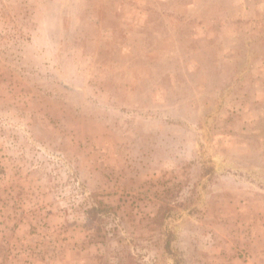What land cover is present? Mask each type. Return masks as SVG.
Returning <instances> with one entry per match:
<instances>
[{"label": "rangeland", "instance_id": "1", "mask_svg": "<svg viewBox=\"0 0 264 264\" xmlns=\"http://www.w3.org/2000/svg\"><path fill=\"white\" fill-rule=\"evenodd\" d=\"M0 264H264V0H0Z\"/></svg>", "mask_w": 264, "mask_h": 264}, {"label": "trees", "instance_id": "2", "mask_svg": "<svg viewBox=\"0 0 264 264\" xmlns=\"http://www.w3.org/2000/svg\"><path fill=\"white\" fill-rule=\"evenodd\" d=\"M166 245H167V246H166V249L168 250V249H169V244L167 243Z\"/></svg>", "mask_w": 264, "mask_h": 264}]
</instances>
